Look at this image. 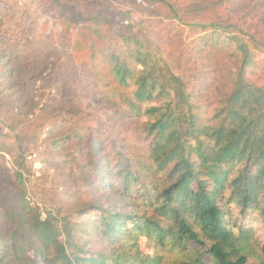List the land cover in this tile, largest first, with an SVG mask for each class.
Returning a JSON list of instances; mask_svg holds the SVG:
<instances>
[{"label": "trees", "instance_id": "1", "mask_svg": "<svg viewBox=\"0 0 264 264\" xmlns=\"http://www.w3.org/2000/svg\"><path fill=\"white\" fill-rule=\"evenodd\" d=\"M52 2L61 20L67 11L77 12L76 21L62 20L66 33L104 17L102 11L84 17L82 0ZM159 2L168 20L187 26L177 10ZM206 21L191 26L195 38L187 47L215 75L218 93L209 108L188 90L183 56L168 64L158 50L160 60L143 50L136 37L130 40L138 50L121 57L88 43L92 38L84 42L99 104L113 109L110 118L128 125V134L117 133L120 139L102 124L83 131L78 106L63 112L60 128L68 132L61 150L71 176L90 188L88 208L98 213L81 223L58 222L51 214L41 220L25 199L30 168L22 146L15 156L0 147L13 160L16 182L13 189L0 186V250L8 263L163 264L159 250L183 253L192 244L201 251L175 264H206L203 256L211 264H248L250 258L264 264V242L259 246L255 232L233 219L235 213L241 219L257 214L264 231V85L253 80L264 67V58L256 59V53L264 55V37L227 20ZM80 45L71 43L73 55ZM220 76L226 82L217 88ZM71 146L74 155L67 153ZM141 239L153 245L152 255L142 250Z\"/></svg>", "mask_w": 264, "mask_h": 264}, {"label": "rangeland", "instance_id": "2", "mask_svg": "<svg viewBox=\"0 0 264 264\" xmlns=\"http://www.w3.org/2000/svg\"><path fill=\"white\" fill-rule=\"evenodd\" d=\"M159 1L177 10L187 26L173 22L176 27L170 28L173 23L167 19L168 10ZM159 1L82 0L87 5L80 10L84 17L99 11L104 17L96 26L81 21L66 33L61 22L76 21L77 12L67 11L62 21L52 0H0V147L7 146L15 156L22 146L30 168L24 182L25 199L38 209L41 220L48 214L58 222L64 218L74 223L98 218V213L88 208L90 188L71 176L72 165L66 163L68 158L61 150L68 128L60 126L64 123L63 112L69 106L79 107V126L83 131L102 124L107 134L120 139L128 134V125L112 120L113 109L99 104L100 95L92 89L87 51L83 49L88 38H92L88 43H95L99 50L104 48L117 57L138 50L139 45L130 40L132 37L145 45L143 50L157 57L158 50L168 64H175L183 56L180 63L183 80L195 101L209 108L218 93L212 87L215 75L201 62L194 61L195 56L187 47L195 38L196 30H191V26L206 19L216 23L227 20L232 25L238 24L242 32L263 33L264 37V0ZM73 41L81 43L77 55L70 51ZM263 58V54L256 53L257 60ZM263 70L264 67L257 70L253 79L258 85H264V72H260ZM220 78L217 88L226 82L224 77ZM117 133L122 137L116 136ZM75 148L71 146L67 153L74 155ZM12 161L9 155L0 152V186L5 189L16 186ZM82 211L85 213L77 215ZM239 218L235 213L233 219L251 228L261 246L264 231L257 214ZM140 244L150 255L156 251L145 239ZM197 250L201 251V247L191 244L183 253L168 247L157 254L163 264H175L192 258ZM203 260L211 264L207 256ZM0 261L8 263L5 250H0ZM34 264L41 262L36 259ZM248 264L256 262L250 258Z\"/></svg>", "mask_w": 264, "mask_h": 264}]
</instances>
